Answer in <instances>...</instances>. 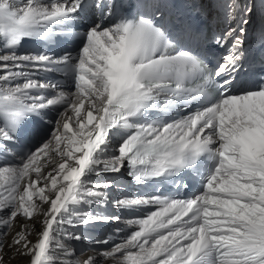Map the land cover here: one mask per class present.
Listing matches in <instances>:
<instances>
[{
  "label": "snow or ice",
  "instance_id": "snow-or-ice-1",
  "mask_svg": "<svg viewBox=\"0 0 264 264\" xmlns=\"http://www.w3.org/2000/svg\"><path fill=\"white\" fill-rule=\"evenodd\" d=\"M17 257L264 264V0H0V264Z\"/></svg>",
  "mask_w": 264,
  "mask_h": 264
},
{
  "label": "bare ground",
  "instance_id": "bare-ground-1",
  "mask_svg": "<svg viewBox=\"0 0 264 264\" xmlns=\"http://www.w3.org/2000/svg\"><path fill=\"white\" fill-rule=\"evenodd\" d=\"M126 177H127V176H126V174H125L124 171H123L122 174H120V175H116V176H113V179L117 180L118 183H119L120 185L123 186V189H124L126 192L131 193L130 191H128V183L126 182ZM124 178H125V179H124ZM113 194H114V195H118V193H116L115 191H114ZM94 210H96V211H103V212H106L107 214H117V212H115L116 210H115L114 208L111 207V203L107 206L106 209H94ZM119 214H120L122 217H127V216H129V215H139L140 213H134V214H133V213H119ZM118 226H119V227H123V224H122V223H121L120 225H117V224H116L115 228L118 227ZM93 227H94V229H96V230H97V228H98L99 236H98V233H97V234H94V231H92V230H94V229H92V228L86 230V231H87V234H88L89 236H91V237L101 238L100 232H102V231L105 229V227H108V224H98V225H95V226H93ZM115 228H114V229H115ZM114 229H111V228L108 227V230H107V234H106V236H109V235L113 234ZM81 231H85V230L81 229ZM34 238H35V237H33V239H34ZM102 238H103V237H102ZM75 247H76L77 251H79V250H85V249H88V248H89V244H88L87 242L81 241V242H79V243H76ZM9 255H11V253H9ZM25 259H26V258L22 259V258H20V257H17L16 259L11 260L10 264H25ZM5 260H6V261L8 260V257H7V256L5 257Z\"/></svg>",
  "mask_w": 264,
  "mask_h": 264
},
{
  "label": "rangeland",
  "instance_id": "rangeland-1",
  "mask_svg": "<svg viewBox=\"0 0 264 264\" xmlns=\"http://www.w3.org/2000/svg\"><path fill=\"white\" fill-rule=\"evenodd\" d=\"M111 207L113 208L112 204H111ZM115 212H116V211H115ZM115 226H116L115 223L108 224V227L111 228V229H114ZM108 227H105V229H104L102 232H100L101 238H102V237H103V238L106 237ZM92 229H94V227H92ZM92 231H94V234H97V233H98V236H99L98 228H97V230L94 229V230H92ZM80 252H81V250L77 251V255H79Z\"/></svg>",
  "mask_w": 264,
  "mask_h": 264
}]
</instances>
